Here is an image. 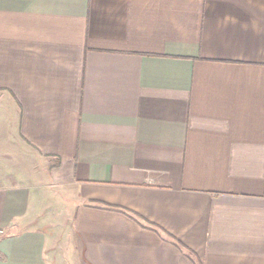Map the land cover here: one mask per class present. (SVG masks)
Returning <instances> with one entry per match:
<instances>
[{"label": "crops", "instance_id": "0c3cea01", "mask_svg": "<svg viewBox=\"0 0 264 264\" xmlns=\"http://www.w3.org/2000/svg\"><path fill=\"white\" fill-rule=\"evenodd\" d=\"M0 264H264V0H0Z\"/></svg>", "mask_w": 264, "mask_h": 264}, {"label": "rangeland", "instance_id": "374dc122", "mask_svg": "<svg viewBox=\"0 0 264 264\" xmlns=\"http://www.w3.org/2000/svg\"><path fill=\"white\" fill-rule=\"evenodd\" d=\"M15 168V166H14ZM59 201L54 196H48L44 200V203L42 204L43 214L49 215L54 213V215H50L51 219L56 221V219L60 220V214L56 212V208L58 207Z\"/></svg>", "mask_w": 264, "mask_h": 264}]
</instances>
